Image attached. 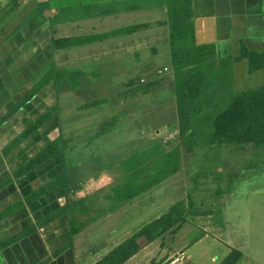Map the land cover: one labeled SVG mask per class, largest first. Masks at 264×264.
Wrapping results in <instances>:
<instances>
[{
    "label": "crops",
    "instance_id": "crops-1",
    "mask_svg": "<svg viewBox=\"0 0 264 264\" xmlns=\"http://www.w3.org/2000/svg\"><path fill=\"white\" fill-rule=\"evenodd\" d=\"M192 2L195 24L197 21L200 22L201 45L215 47L217 62L238 56L241 42L250 51L264 50V0H193ZM63 7H72L73 11L70 13L72 16L54 22L53 16L48 17L47 11L45 12L49 10L52 13ZM158 11H160L159 16L154 18L152 15L157 14ZM133 13L149 15L147 21L142 20L130 25H146L134 33H121L90 44L73 46L74 49L82 48V53L76 50L71 56L65 53L70 47L64 49L53 47V38L64 37L58 36L54 29L55 25L61 27L64 24H72V30L77 34L71 37L110 34L130 26L113 28L104 22L108 23L118 16L125 17ZM95 20L100 21V24L96 25ZM167 21V0H0V214L17 203L23 202L24 205L0 220V244L32 225L37 226L36 232L0 249V264H95L104 257L97 252L99 248L97 245L101 244L89 233L97 217L90 214V206L95 202L91 197L92 192L89 188L81 187L88 183V179L80 182L79 175L86 171L77 169V164L84 153L78 152L77 156H74V145H65L68 141L65 140L64 135L67 136L68 133L72 135L73 124L70 122L68 126L63 127L60 121L65 113L61 100L74 89L61 84L58 78L52 79L30 100L10 113L49 69L55 71V76L67 70L71 73H81L83 77L86 74V71L81 70L83 65L111 57L122 61V55L128 53L134 56L137 67L142 69L141 52H146L151 60L160 55V47L163 46L167 49L168 63L165 64L168 65L158 68V78L149 80L142 76L138 83V80L135 81L131 76L126 75L122 82L130 91H136L138 84H141L139 93L142 92V97L147 91L153 94L155 87H158V92L161 93H166L169 89L167 93L171 94L170 97L174 101L172 106L176 107L177 111L172 128L176 124L177 140L181 144L174 92L171 29ZM158 23L159 25H156ZM155 26H158L155 33H146ZM240 62L246 68L245 75L252 74L249 72L248 62L242 60L236 62L232 77L234 88L239 80ZM92 74L97 76L100 72L93 71ZM142 80L144 83H141ZM236 90L238 91L237 88ZM108 102V99L101 98L85 102L84 105L75 104L71 108L85 110L102 107ZM124 105L120 103L118 110ZM49 111H53V114L43 126L19 144L12 146L26 129ZM5 116L7 118L2 121ZM99 119L103 118H97ZM109 121L104 119L100 124L98 122L99 127L96 132L91 137L83 138V141H104L110 134L107 132H111L108 130ZM116 121L114 123L110 121V125L116 126ZM78 125L76 131L83 133L81 132L83 123L79 122ZM87 125L91 129L96 124L90 122ZM113 133L115 132H111V135L115 136ZM159 134L160 132H157L158 137ZM54 142H58L60 153L23 176L15 177V172L19 168ZM176 148H179L180 152L181 148H185L188 153H193L183 145ZM67 149L71 151V155ZM99 151L102 157L103 148L100 147ZM86 168L89 174L90 169ZM118 175H121V172L116 171L113 177L106 175L99 190L104 191L107 187L112 189L121 180ZM53 180H57L55 188L31 203L25 201L27 197ZM106 196L103 195V202L105 200L110 202L111 199ZM192 203L189 201L184 204L191 206ZM122 206L114 211L122 213ZM85 207H88L87 213ZM55 214V218L49 223L41 227L37 225L39 221ZM146 214L151 216L149 212ZM222 214L224 219L222 226H209L207 219L202 216H196L195 220L191 221L187 210L186 222L176 233L169 232L151 243L141 244L140 251L123 264H220L232 250H238L242 254L236 264H264V215L248 213L247 218L234 224L228 218L226 209ZM112 215L111 212L109 216ZM72 216L79 218L85 225L84 229L75 236L71 234ZM155 217L159 218L160 215ZM133 234H129V237ZM115 239L120 238L116 236ZM69 243L65 250L60 251ZM156 243L160 248L157 253L152 247ZM206 245L213 249L210 253L205 248Z\"/></svg>",
    "mask_w": 264,
    "mask_h": 264
},
{
    "label": "rangeland",
    "instance_id": "rangeland-1",
    "mask_svg": "<svg viewBox=\"0 0 264 264\" xmlns=\"http://www.w3.org/2000/svg\"><path fill=\"white\" fill-rule=\"evenodd\" d=\"M72 11V7L58 8L52 13L45 10L48 17L53 16L54 22L72 16L70 15ZM159 13L160 11L152 16L157 18ZM148 16L133 13L125 17L118 16L111 22L104 23L113 28L125 27L142 20L145 22ZM99 22L95 20L94 23L99 25ZM54 29L58 36L71 37L77 34L72 30V24H64L61 27L55 25ZM157 30L158 26H155L146 33H155ZM81 49L70 47L65 53L71 56L73 51L80 50L81 54ZM166 53L167 49L161 46L160 55L149 60L146 52H141L142 69L137 67L134 56L130 53L122 55V61L112 57L107 60L91 61L81 67L86 74L77 81L78 86L72 85L71 89L74 90L61 100L63 112H65L60 118L61 124L63 127L68 126L70 122L73 124V136L70 133L67 136L64 135L65 140L68 141L65 145H74V156H77L78 152L84 153L79 164H76L77 169L86 171L79 175L80 182L88 179L87 185L81 187L89 188L92 192L91 197L95 201L90 206V214L97 217V221L92 224L93 227L89 233L102 245H97L98 255L101 254V256L108 254L119 242L157 218L155 216L167 213L178 202H193L191 206L188 204L186 206L191 221H194L196 216H202L207 219L209 226L223 225L222 213L225 209L228 218L234 224L247 218L248 213L264 215V146H259L255 142L198 147L192 151L193 153H188L185 148H181L180 172L138 196L131 203L121 204L115 200L116 198L112 197L113 187L112 189L107 187L104 191L99 190V186H103L102 181L105 176L113 177L116 171L121 172L118 176L121 177L120 182L124 183L129 177L127 172H130L132 161L139 159L138 161L141 162L147 154H153L156 151L153 147L156 148L158 144H163L167 150L181 145L177 140L176 124L172 128L177 111L176 107L172 106L174 101L170 97L171 94L167 93L169 89L166 93H161L158 92L159 88L155 87L153 94L147 91L142 97V92L139 93L141 84H138L136 91H130L122 82L126 75L131 76L135 81L138 80V83L142 76L149 80L158 78V68L168 65ZM242 61L248 62L247 59ZM244 69H246L244 64L240 62L239 80L235 89L240 91L264 85V69L246 75ZM93 71L100 72V75L94 76ZM101 98H106L109 102L97 108H86L88 103L84 107L85 110L71 108L75 104L84 105L85 102ZM120 103L125 105L118 110ZM101 117L102 120H97ZM104 119L110 120L111 123L117 120L116 126L110 125V121L108 123V130L115 132L113 133L115 136L108 131L110 136L107 135L104 141L84 142L83 138L91 137L99 127L97 123L100 124ZM79 122L84 125L83 131L81 129L83 133L76 131ZM90 122L96 124L91 129L87 125ZM157 132H160L159 137ZM100 147L103 148L102 157ZM70 152L68 150L69 155H71ZM86 167L90 169L89 174ZM104 194L111 199L110 202L107 200L103 202ZM120 205H123V212L114 211ZM85 209L87 213L88 207ZM111 212L113 215L109 216ZM147 212L151 213L150 217L147 216ZM144 217L149 218L144 220ZM116 236L120 239H115ZM140 243L144 245L146 242L142 239ZM152 247L156 253L159 252L157 243ZM205 248L209 253L213 250L207 245Z\"/></svg>",
    "mask_w": 264,
    "mask_h": 264
},
{
    "label": "trees",
    "instance_id": "trees-1",
    "mask_svg": "<svg viewBox=\"0 0 264 264\" xmlns=\"http://www.w3.org/2000/svg\"><path fill=\"white\" fill-rule=\"evenodd\" d=\"M192 1L167 0L168 21L166 23L171 29L174 92L178 108L181 145L189 151H193L198 146L247 142H255L259 146H264V85L237 91L233 86L232 78L234 64L244 59L248 60L250 73L264 69V50L262 52L250 51L241 42L242 46L238 56L217 62L213 45L196 44ZM142 26H130L103 35L55 37L52 44L55 49L82 46L103 40L108 36L121 33L131 34ZM55 75V71L49 69L10 114L30 100L52 79L58 78L61 84L71 88L72 85L78 84L77 81L82 74L64 70L58 76ZM52 114L53 111H49L42 115L12 143V146L33 134L49 120ZM6 118L5 116L2 121ZM153 149L156 151L153 154H147L141 162L138 161L139 159L133 160L130 172H127L128 179L113 187L112 197L121 204L131 203L136 197L160 185L180 170L181 152L179 148L169 151L164 148L163 144H158ZM58 153H60L58 142L50 144L19 168L15 172V177L23 176ZM56 182L57 180H53L27 197L25 201L31 203L43 196L56 187ZM23 206V202H20L5 210L0 214V220ZM186 214V205L184 202H178L167 213L145 224L95 264L125 263L140 251L142 239L151 243L169 232L176 233L186 222ZM55 216L56 214L51 215L39 221L37 225L41 227L52 221ZM70 227L72 236H75L84 229L85 225L79 218L72 216ZM36 230L37 226L32 225L0 244V249ZM69 245L70 243L60 251L65 250ZM241 256L240 251L232 250L220 264H236Z\"/></svg>",
    "mask_w": 264,
    "mask_h": 264
},
{
    "label": "water",
    "instance_id": "water-1",
    "mask_svg": "<svg viewBox=\"0 0 264 264\" xmlns=\"http://www.w3.org/2000/svg\"><path fill=\"white\" fill-rule=\"evenodd\" d=\"M199 21L195 24V30H196V43L197 45H201V28L199 27Z\"/></svg>",
    "mask_w": 264,
    "mask_h": 264
},
{
    "label": "built area",
    "instance_id": "built-area-1",
    "mask_svg": "<svg viewBox=\"0 0 264 264\" xmlns=\"http://www.w3.org/2000/svg\"><path fill=\"white\" fill-rule=\"evenodd\" d=\"M165 70H166V68H165ZM143 81V80H142Z\"/></svg>",
    "mask_w": 264,
    "mask_h": 264
}]
</instances>
